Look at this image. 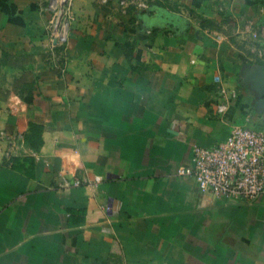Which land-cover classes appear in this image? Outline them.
Segmentation results:
<instances>
[{"label":"crops","instance_id":"crops-1","mask_svg":"<svg viewBox=\"0 0 264 264\" xmlns=\"http://www.w3.org/2000/svg\"><path fill=\"white\" fill-rule=\"evenodd\" d=\"M50 1L0 0V264H264V196L177 174L264 130V0H74L55 48Z\"/></svg>","mask_w":264,"mask_h":264},{"label":"built area","instance_id":"built-area-1","mask_svg":"<svg viewBox=\"0 0 264 264\" xmlns=\"http://www.w3.org/2000/svg\"><path fill=\"white\" fill-rule=\"evenodd\" d=\"M48 30L53 48L67 46L76 20L74 0H51ZM179 176L195 179L203 193L233 201H254L264 196V130L247 122H233L229 136L212 146L195 144L192 161L178 167ZM76 178L64 186L97 184Z\"/></svg>","mask_w":264,"mask_h":264},{"label":"water","instance_id":"water-1","mask_svg":"<svg viewBox=\"0 0 264 264\" xmlns=\"http://www.w3.org/2000/svg\"><path fill=\"white\" fill-rule=\"evenodd\" d=\"M250 78L254 80L256 88L262 92L260 102L264 104V65H260L257 69L252 70Z\"/></svg>","mask_w":264,"mask_h":264}]
</instances>
